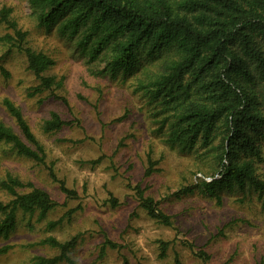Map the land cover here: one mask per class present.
Listing matches in <instances>:
<instances>
[{
  "label": "trees",
  "instance_id": "1",
  "mask_svg": "<svg viewBox=\"0 0 264 264\" xmlns=\"http://www.w3.org/2000/svg\"><path fill=\"white\" fill-rule=\"evenodd\" d=\"M39 27L55 30L87 63L97 62L99 76L112 81L131 82L150 106L154 133L166 147L209 166L212 174L182 186L173 196L181 198L199 191L222 202L225 191L256 194L264 210V0H27ZM0 25L11 31L0 37V75L9 77L1 60L12 53L24 57L36 85L29 96L54 94L62 80L46 75L55 65L49 55L27 45V33L11 18V9L0 7ZM2 106L14 121L20 135L0 121V142L17 155L45 167L67 198L77 194L56 178L46 164L43 144L36 138L21 110L5 98ZM56 112H50L41 130L51 134L69 125ZM144 178L156 173L159 164L150 151L146 154ZM197 171H201L199 168ZM209 173V172H207ZM209 177V181L205 180ZM126 187L134 193L138 208L155 223L173 229L154 197L140 184ZM0 188L11 199L0 200V233L7 234L16 224L19 212L41 218L57 203L43 189L8 175ZM28 189V191H22ZM111 207L119 201L112 195ZM68 213H71L68 212ZM47 223L52 229L63 221ZM80 235L60 242L48 237L41 243L59 250L53 258L36 257L34 264L70 262L67 254L78 244ZM173 242L158 241L160 259ZM180 244L194 257L207 263L210 256L194 243ZM120 245L105 238L101 251L118 250ZM8 247L0 249L5 253ZM173 264H182L178 254Z\"/></svg>",
  "mask_w": 264,
  "mask_h": 264
},
{
  "label": "rangeland",
  "instance_id": "2",
  "mask_svg": "<svg viewBox=\"0 0 264 264\" xmlns=\"http://www.w3.org/2000/svg\"><path fill=\"white\" fill-rule=\"evenodd\" d=\"M2 6L11 9L12 20L27 33V45L55 61L46 75L62 80V87L54 94L64 97L67 104L48 92L29 96L36 82L24 57L14 52L1 60L10 75H0V121L20 135L2 106L7 98L21 110L43 144L46 164L77 196L67 198L44 166L17 155L0 142V182L8 175L17 177L45 190L57 203L43 218L38 212L17 214L14 228L6 235L0 233V249L8 247L0 254V264H34L36 257L59 256V250L41 242L48 237L63 242L77 234L78 244L67 254L70 262L57 264H173L175 254L182 264H264V210L255 193L225 191L220 204L197 190L175 198L173 194L180 187L204 179L202 173H212L209 166L169 150L158 139L150 106L129 87L132 79L123 84L95 73V68L103 65L87 63L55 30L39 27L27 0H0ZM10 32L0 25V37ZM3 52L0 45V56ZM53 111L70 124L44 134L42 123ZM148 151L159 161V171L144 178ZM199 168L201 171H197ZM213 175L218 178L216 173ZM127 182L145 188L146 194L171 216L174 228L147 217L138 208ZM110 195L119 201L117 207L108 203ZM10 199L0 188V200ZM62 216L57 227H47L48 222ZM105 238L120 248L101 251ZM159 240L173 242L163 259L158 257ZM182 240L204 250L209 261L203 263L194 257L180 244Z\"/></svg>",
  "mask_w": 264,
  "mask_h": 264
}]
</instances>
